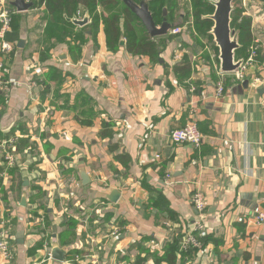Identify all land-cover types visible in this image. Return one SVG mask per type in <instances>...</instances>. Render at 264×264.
<instances>
[{
    "label": "crops",
    "instance_id": "obj_1",
    "mask_svg": "<svg viewBox=\"0 0 264 264\" xmlns=\"http://www.w3.org/2000/svg\"><path fill=\"white\" fill-rule=\"evenodd\" d=\"M250 1L238 7L251 19L252 43L260 37L264 46V23L254 30L264 20L253 21ZM164 9L181 33L167 34L170 42L149 37L154 60L127 50L122 19L117 44L108 46L101 7L63 15L72 29L57 42L44 36V7L16 12L23 44L0 71L9 87L0 90V140L20 136L16 166L0 177V236L12 253L0 254V264H32L55 247L63 260L49 264H168L158 259L180 246L194 221L196 191L207 209L202 246L191 254L178 248L175 264H264V221L255 222L264 214V55L249 72L259 84L227 77L217 98L218 52L189 46L188 25L196 33L182 6L163 7L157 27ZM78 13L88 15L86 25L68 21ZM191 108L199 149L169 138Z\"/></svg>",
    "mask_w": 264,
    "mask_h": 264
},
{
    "label": "trees",
    "instance_id": "obj_2",
    "mask_svg": "<svg viewBox=\"0 0 264 264\" xmlns=\"http://www.w3.org/2000/svg\"><path fill=\"white\" fill-rule=\"evenodd\" d=\"M134 3L138 0H132ZM237 0L234 3L235 10L231 15V28L235 31H239V44L240 49L236 51V59H245L247 57L248 50L252 43L251 35V19L242 17V10L236 7ZM264 2V0H260ZM137 4V3H136ZM148 9L154 20V22L161 17V9L166 7L167 9H174L177 4L176 0H148ZM34 8L44 7V10L48 14L47 27L44 30V36L46 39L54 38L60 41L62 37L70 36V29L72 25L67 23L63 18L66 15L67 18L72 17L78 10L79 6L87 9L89 14H92L97 7H101L104 12L106 11L107 17H103V23L107 32V45L113 48L120 37L119 22L123 20L124 31L127 36V50L131 53H138L142 55H148L151 59H155L157 50L155 44L151 41L149 36L145 33L144 28L130 12V10L124 6L120 0H34ZM192 5V17L193 27L196 36H201L211 44V48L215 53L217 49L212 43V38L209 35L211 28V21L204 19L212 13L213 8L208 0H191ZM20 17L18 14L12 16L11 26L9 34L7 35V41L16 48V44L19 41V29H20ZM99 21L98 16L95 17L94 26H97ZM196 38V37H195ZM259 64H262L261 57H258ZM52 74V73H51ZM56 75L55 73L52 77ZM57 80L56 78H52ZM39 87L41 83H38ZM11 137V136H7ZM160 197L153 200L157 201ZM169 212L165 208L160 209L159 212ZM178 242H174L165 248L164 254L158 261H165L168 264H175L176 254L178 252ZM192 251L189 252L191 254ZM183 259V258H182ZM142 259H137L135 264H142Z\"/></svg>",
    "mask_w": 264,
    "mask_h": 264
},
{
    "label": "built area",
    "instance_id": "obj_3",
    "mask_svg": "<svg viewBox=\"0 0 264 264\" xmlns=\"http://www.w3.org/2000/svg\"><path fill=\"white\" fill-rule=\"evenodd\" d=\"M30 1V0H27ZM216 1V0H214ZM16 14L15 9L9 6L7 0H0V71H3L5 66L4 59L7 58L14 50V47L7 41V35L9 34L12 16ZM181 33V28H171L168 32L169 36H177ZM264 55V46L260 44L259 40L253 41L250 46L247 57L243 59V63L240 68L229 74H223L219 72L220 80L216 86V97L219 98L224 92L225 78L229 77L233 83H243L245 81L254 84H259V80L254 78L249 72L253 70L258 64V57ZM8 84L0 79V90L8 92ZM27 88L30 91L37 89V85L29 83ZM196 112L194 109H190L189 119L183 128L172 130L169 133V138L176 146H191L194 149H199L203 144V136L198 129L196 120L194 119ZM20 136H12L0 140V165L3 171L0 173V177L4 179L7 177L8 170L16 166V154L15 148L18 144ZM169 178V176H167ZM192 206L197 215L189 226L188 231L183 235L180 242L179 253L186 254L190 250L200 249L201 239L205 232V220H206V203L203 194L200 191H196L191 199ZM264 221V214H258L255 217L256 224H261ZM168 225V223H167ZM3 235L0 236V254L5 260H9L12 256L11 248L7 246L6 241L3 239ZM153 242H151L152 244ZM46 253V252H45ZM51 261L50 254L45 255L34 260L32 264H49Z\"/></svg>",
    "mask_w": 264,
    "mask_h": 264
},
{
    "label": "water",
    "instance_id": "obj_4",
    "mask_svg": "<svg viewBox=\"0 0 264 264\" xmlns=\"http://www.w3.org/2000/svg\"><path fill=\"white\" fill-rule=\"evenodd\" d=\"M130 12L142 23L147 35L152 39L157 37L167 36L172 25L165 19L166 10H163V22L159 27L149 12L146 0H142L139 4H135L132 0H121ZM236 0H210L209 3L213 8L211 14L204 16V19L211 21L209 35L212 37V42L218 52V68L219 72L229 74L236 72L243 63V59H236V51L240 49L239 31L231 28V15L234 11V2ZM17 13L27 12L33 3L27 0H13L10 4ZM70 23L78 26H84L88 23V15H85L82 20L72 18L68 20ZM123 41L120 38V42ZM178 41H181L178 39ZM23 41L17 43V47L21 48ZM120 45H123L120 43ZM248 82H243V86L247 87ZM85 179V178H84ZM118 199V193L113 192L110 202L114 203ZM24 200V198H23ZM22 200V202H23ZM51 258L62 261L63 253L56 247L51 252Z\"/></svg>",
    "mask_w": 264,
    "mask_h": 264
},
{
    "label": "rangeland",
    "instance_id": "obj_5",
    "mask_svg": "<svg viewBox=\"0 0 264 264\" xmlns=\"http://www.w3.org/2000/svg\"><path fill=\"white\" fill-rule=\"evenodd\" d=\"M209 1L210 0H208V2ZM31 2H33V1H31ZM179 6H182L183 7V10L182 11H183V14L185 15V21L187 23H191L192 22V25H193V22L194 21H193V17H192V5H191V2L188 3L186 0H180V2H179V0H178L177 9L179 8ZM236 7L239 8L238 7V2L236 3ZM247 10H248L249 14L253 15V21H254V17H256V19L263 18V20H264V2H262L260 0H251L250 3L248 4V9ZM261 22L264 23V21H260L258 23V25H255V27H254L255 29L254 30H256V28H259V30H260V27L259 26H261L260 25ZM187 29H188L187 30L188 31L187 32L188 35L191 36V42H190V45L189 46L194 45V43L199 44L201 46L202 45L204 46V44H205V45H207L208 50H210L209 53L210 54L213 53V49L211 48V45H210L211 43L210 42H208L206 39L202 38L201 36H195L196 38H194L192 36V33H191L192 30H191V27L189 25H188ZM193 30H194V27H193ZM196 33H197V31H196ZM258 38H259V40H261L260 37H258ZM164 40H166V41L168 40L169 42L172 41V39L169 38V37H167V36L164 37ZM255 40H258V39L255 38ZM205 53L207 54V51ZM214 55H216L215 54V51H214Z\"/></svg>",
    "mask_w": 264,
    "mask_h": 264
},
{
    "label": "flooded vegetation",
    "instance_id": "obj_6",
    "mask_svg": "<svg viewBox=\"0 0 264 264\" xmlns=\"http://www.w3.org/2000/svg\"><path fill=\"white\" fill-rule=\"evenodd\" d=\"M85 15H86V14H82V15H81V14L78 13L77 19H78V20H82L83 17H84Z\"/></svg>",
    "mask_w": 264,
    "mask_h": 264
}]
</instances>
